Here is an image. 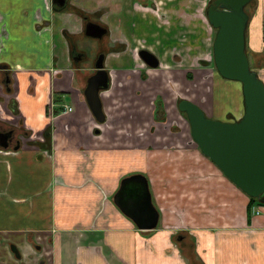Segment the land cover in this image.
I'll return each instance as SVG.
<instances>
[{"label": "crops", "instance_id": "crops-1", "mask_svg": "<svg viewBox=\"0 0 264 264\" xmlns=\"http://www.w3.org/2000/svg\"><path fill=\"white\" fill-rule=\"evenodd\" d=\"M209 2L94 0V6L93 0L71 2L89 15L105 10L107 42L114 47L105 60L110 83L100 94L105 121L99 123L83 94L91 71L73 72L64 38L66 31L81 35L82 18L65 11L71 14L65 20L64 12L52 9L51 0H0V70L15 74L19 102V116L0 105V120L13 124L20 120L32 131L47 116L43 128L51 123L54 129L50 153L29 146L17 151L0 148V264H264V206L254 205L248 211L249 197L200 152L190 136L160 128L162 111L167 115L165 123L168 118L180 119L169 97L162 99L161 92L148 100L137 96L156 84L163 86L161 74L180 70L186 79L191 77L188 71L193 73L192 62L200 52L195 49L206 50L211 41L205 16ZM261 7L253 26L249 28V22L247 28L252 49L257 37L264 38ZM8 21L14 22L15 32L5 31ZM18 31L30 35L33 42L56 38L64 46L57 62L64 78L53 87L64 92L74 83V91L68 92L70 96L65 93L60 105L72 107L71 113L51 115L52 87L47 80L45 99L42 82L29 93L24 77L32 79L51 65H42L40 51L18 40ZM11 38L21 43L18 50L30 54L22 63L1 58L2 47ZM142 50L155 57L156 68L141 60ZM135 57L147 67L146 80L134 70ZM175 57L183 61L180 67L175 66ZM207 80L197 79L203 96ZM173 87L179 95L185 90L181 95L195 102L187 93L193 90L190 85L179 82ZM22 94L31 99L25 105L18 100ZM120 96L125 101L121 98L117 105L114 99ZM158 102L165 105L163 110ZM39 132L29 140H41ZM133 174L147 179L159 213L158 225L151 231H139L113 203L121 179ZM11 245L21 259L13 255Z\"/></svg>", "mask_w": 264, "mask_h": 264}, {"label": "water", "instance_id": "water-1", "mask_svg": "<svg viewBox=\"0 0 264 264\" xmlns=\"http://www.w3.org/2000/svg\"><path fill=\"white\" fill-rule=\"evenodd\" d=\"M252 0H215L207 9L209 24L216 30L212 45V63L220 77L241 85L243 112L238 120L220 122L208 118L195 103L182 99L177 104L190 127L192 140L237 188L249 198L259 200L264 194V84L251 70L245 53V32L249 23L246 6ZM67 0H51L56 10ZM92 26L86 36L99 38L106 30ZM140 57L150 68L158 62L147 51ZM98 71L87 81L84 98L94 119L103 123L100 94L109 87V77L98 65ZM6 148V145H2ZM264 201V200H263ZM113 203L139 231H151L158 225L159 213L154 207L147 179L133 174L121 179Z\"/></svg>", "mask_w": 264, "mask_h": 264}, {"label": "rangeland", "instance_id": "rangeland-1", "mask_svg": "<svg viewBox=\"0 0 264 264\" xmlns=\"http://www.w3.org/2000/svg\"><path fill=\"white\" fill-rule=\"evenodd\" d=\"M99 4H101L99 2ZM262 5H264V0H252L245 8V11L247 12V14L249 15V28L251 26V24H253L256 20L257 15H259L260 12V8ZM93 6H94V0H93ZM69 13H73V11L69 10ZM69 13L64 12V19L65 20H69L70 15H68ZM104 14H105V10L99 11L98 12V20L99 22L103 23L105 25V20H104ZM192 14V13H191ZM101 16V17H100ZM252 17V20L250 21V18ZM254 19V22H253ZM30 18H28L26 20L25 26L28 25L30 23ZM249 24V23H248ZM14 22L13 21H8V26H6V32H15L13 29ZM253 26V25H252ZM251 26V27H252ZM26 29V28H25ZM211 29V41L210 44L206 46V50H199L198 48L195 49V51H200L197 55H195L194 57V61L192 62V66L191 68H193V73L191 74V72L188 71V74L191 76L190 78H185V75H183L182 72H180V70H178L177 72H174L172 75H163L161 74V84L163 86H161L160 84L157 85L156 84V88L153 87L150 89L148 88L145 93H143V91H138L137 96L139 97H143L145 96L148 100V98H150V95H155L159 92H161L162 94V99L163 97L167 96L169 97L173 102H174V106H175V110L174 111V115L177 116L176 121L172 120L173 118L169 119L168 121L165 123L164 120L166 119L167 115L165 114V112L162 111L163 114V118L161 120L162 124L160 126V128L163 131H166L168 129H170L173 132H177V130L175 129L177 127L179 133L180 132H184L185 134H187L188 136L191 137L190 134V127H189V123L187 121V118L183 115H181L180 112H178L177 109V104L179 100L182 99H187L184 96H182L181 94L185 92V90L183 92H181V94L179 95L178 92L174 89L173 85L179 82H183L184 85H187L193 89L190 91V88L188 90L187 93H189V95L194 96L195 97V103L196 105H198L199 107H201L203 109V106H206V109H203V111H205L206 115L208 117H210L211 119L215 120V121H220V122H233L232 120H238L236 119L240 113V111L243 109V100H242V91H241V85L238 82H232V81H227L225 79H223L222 77H220L218 75V73L216 72L213 64L212 63V44H213V28L210 27ZM215 32V31H214ZM18 36V40L24 42V44L26 46H31L34 49L40 51L42 58H43V64L42 65H46V66H50L53 63V60L56 59V61H59L60 64V59H59V55L62 57L63 52H64V46L60 45V43L58 42V40L52 39L50 38L48 43H46L47 39L46 37H42L40 40L42 42H37L36 40H34L35 42H33V39L30 35L28 34H24V32L22 31H18L17 32ZM250 42V41H249ZM248 42V37L246 36V46H245V53L246 56L248 58L249 61V66L251 70H255L258 74V77L261 78V81L264 84V38H258L257 40L252 43V46L255 49L251 48V43ZM198 44L195 42L194 46H197ZM53 46H55V48L53 49ZM21 49V43L17 41V43L15 44V40L14 38H11L10 42L5 41V45L4 47H2V50L4 51V56L3 57H7L8 59L12 58L11 61L12 62H19L22 63V61L24 60L25 56H29L30 54H26L18 49ZM210 48V49H209ZM86 50L89 51V46H87L85 48ZM208 54V55H207ZM180 57V56H179ZM202 57L201 60H199V58ZM111 58V57H110ZM109 58V59H110ZM176 60H174V62H176L175 66L176 67H180L183 63V61L181 60V58H176ZM200 61H204L205 63H200ZM135 64H136V68L134 67L135 71H139L141 70V72L146 70V66L145 67H141L140 66V59L138 60L135 57ZM178 69V68H177ZM187 73V72H186ZM28 76V75H26ZM25 79V84L26 86H28L29 83V93H33L34 89L36 88V86H38L37 84L35 85V81L33 79H39V82H42L43 85L41 86V91L43 94V99H45L48 96V91L45 89V81H42L44 78V75L42 74H37L36 76H33L32 80L31 77H24ZM143 80H146L147 77H142ZM145 78V79H144ZM202 78V79H207V85L205 88V92L204 93L205 96H203V94L199 93V90H197V79ZM188 79L190 81H188ZM27 80L29 82H27ZM59 83V82H57ZM21 84V82H20ZM35 85V87L33 86ZM124 86V85H123ZM161 86V87H160ZM25 87V86H24ZM118 89L121 90L123 87L121 84H118ZM122 87V88H121ZM126 87H129L126 85ZM133 94V93H132ZM187 95V94H186ZM134 96V94H133ZM20 98L18 99L20 102L22 101V105L27 104L26 102L30 101L31 99H27L26 95H20ZM121 98H122V102L125 101V99H123L124 97L120 96L119 98L114 99L117 102V105L121 104ZM167 98V99H169ZM144 99V98H142ZM166 99V100H167ZM189 100V99H187ZM26 101V102H25ZM158 101V100H157ZM161 101V99H160ZM18 102V101H17ZM19 103V102H18ZM17 103V105H18ZM161 107V110H163L165 108V105L163 107V104H159ZM69 108V106H66ZM52 109H54V107L52 106ZM48 109H46L47 111ZM142 111H145L144 109ZM48 113V112H47ZM47 121V116L44 119V121L39 122V126L37 128H35L32 131H29L31 133L34 132H38L43 128L44 123ZM22 122V121H20ZM21 124V123H20ZM173 125V126H172ZM108 127H111L110 125H107ZM145 127V125H144ZM171 127L173 129H171ZM54 130V129H53ZM137 133H142V132H137ZM195 143V142H194ZM196 144V143H195Z\"/></svg>", "mask_w": 264, "mask_h": 264}, {"label": "flooded vegetation", "instance_id": "flooded-vegetation-1", "mask_svg": "<svg viewBox=\"0 0 264 264\" xmlns=\"http://www.w3.org/2000/svg\"><path fill=\"white\" fill-rule=\"evenodd\" d=\"M73 0H67L66 5L63 9L56 10L51 3V7L54 11L57 12H65V11H73V13L77 14L76 11L80 12V15L77 14L82 18V30H81V35L79 37L70 35L67 31L64 32V38L65 41L68 45V62L71 66V69L74 71H91L89 73L88 79L93 76L97 71L98 68H96L98 65H102V69L105 71L107 70L106 65H105V60L107 59V56L114 51L113 45L109 44L107 42V38L109 37V31L108 28L98 20V12H93V15H89L82 10L78 9L77 7L72 6L71 2ZM215 0H210L208 3L207 9L213 5ZM148 5V4H146ZM143 5V6H146ZM150 7L152 5H149ZM153 8L154 5H153ZM205 11V16L206 12ZM207 18V16H206ZM208 21V19H207ZM209 22V21H208ZM88 24H93V25H98L102 29L106 30V32L101 35L99 38H91L86 36V30H89L90 32L93 33V27L89 26L86 27ZM249 25V24H248ZM247 25V28H248ZM211 26V25H210ZM213 28V27H212ZM215 31V32H214ZM213 42L214 38L216 35V30L213 29ZM246 33L247 29L245 32V43H246ZM80 44H87L89 45V51L86 50L85 48L81 47ZM212 54V53H211ZM142 60V59H141ZM143 61V60H142ZM200 63H205L204 61H200ZM3 65H0V67ZM7 68V67H6ZM43 71L37 73V74H43L45 79L48 82V84L52 87V90L49 91L51 95V100H50V106H49V111L51 115H58L61 113H71L72 112V107H66V106H60L62 104V98L65 96V93L68 94V92H73L74 91V83L69 86L68 91L61 92V90L56 91L53 87L54 83L58 84L57 82L61 83L64 78V74L60 68L57 67V61L56 59L53 60V63L51 66L45 70L44 73ZM107 72V71H105ZM140 75L144 77V71L141 72L139 71ZM15 74H13V71H9V69H6L4 71L0 70V91H1V97H0V105H4L5 107L10 109V112L14 116H19V112H17V100L15 97ZM108 75V72H107ZM33 79V78H32ZM31 79V80H32ZM87 79V81H88ZM35 81V85L38 84L39 79H33ZM110 83V80H109ZM35 85L33 87H35ZM48 85V86H49ZM87 86V82L85 84L84 90ZM84 94V91H83ZM68 96H70L68 94ZM56 101V102H55ZM52 106L54 109H52ZM67 113V114H68ZM176 121V120H175ZM21 123V124H20ZM173 126V125H172ZM171 129H173L171 127ZM178 131L177 127L175 128ZM52 131H53V126L51 123H47L43 129L40 130V136L41 140H35L31 141L29 140L32 136V133L27 131L23 123L20 122V120L17 121L16 124L6 122L3 120H0V148L6 150V149H13L15 151L21 149L23 146H29V147H35V149L41 150L42 153H50L51 147H52V141H51V136H52ZM2 145H6V148H4ZM11 251L13 252V255L17 259H21V255L17 253V250L13 245H11Z\"/></svg>", "mask_w": 264, "mask_h": 264}, {"label": "trees", "instance_id": "trees-1", "mask_svg": "<svg viewBox=\"0 0 264 264\" xmlns=\"http://www.w3.org/2000/svg\"><path fill=\"white\" fill-rule=\"evenodd\" d=\"M77 14L80 15V12L76 11ZM181 100H179L178 102H180ZM160 104V102H158V105ZM181 115L185 116L184 113H181ZM186 117V116H185ZM249 204H248V211L251 210V208L254 206V205H263L264 206V194L260 197L259 200L257 199H253V198H249Z\"/></svg>", "mask_w": 264, "mask_h": 264}, {"label": "built area", "instance_id": "built-area-1", "mask_svg": "<svg viewBox=\"0 0 264 264\" xmlns=\"http://www.w3.org/2000/svg\"><path fill=\"white\" fill-rule=\"evenodd\" d=\"M252 212H254L256 215L259 213L257 209H252Z\"/></svg>", "mask_w": 264, "mask_h": 264}]
</instances>
